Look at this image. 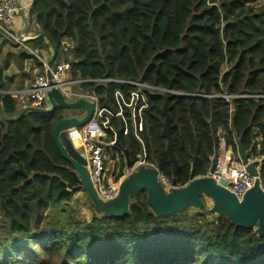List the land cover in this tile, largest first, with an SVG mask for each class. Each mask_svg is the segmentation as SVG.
<instances>
[{"label": "trees", "instance_id": "16d2710c", "mask_svg": "<svg viewBox=\"0 0 264 264\" xmlns=\"http://www.w3.org/2000/svg\"><path fill=\"white\" fill-rule=\"evenodd\" d=\"M28 15L45 38L26 45L39 53L49 42L55 64L61 55L73 57L71 79H120L173 92L144 91L140 114L123 106L118 115L116 92L128 100L135 87L80 85L96 86L100 121L110 127L105 141L127 151L132 164L143 155L178 186L189 182L192 165L193 177L206 176L211 120L233 154L240 138L253 159L264 157V99L238 97L264 95V0H33ZM0 90V264H264V237L255 229L209 210L157 215L144 191L123 217L96 211L89 221L77 219L68 207L77 182L52 137L65 110L19 111L1 82ZM166 118L175 178L162 135ZM259 173L264 189V160Z\"/></svg>", "mask_w": 264, "mask_h": 264}, {"label": "water", "instance_id": "95a60500", "mask_svg": "<svg viewBox=\"0 0 264 264\" xmlns=\"http://www.w3.org/2000/svg\"><path fill=\"white\" fill-rule=\"evenodd\" d=\"M18 15L21 18L22 26L20 30V39L27 41L25 35L30 27V18L28 13L21 6L19 0H15ZM39 37L45 38L43 34ZM50 44V43H49ZM52 57L48 61V68H52L57 51L52 44ZM74 58L70 59V64ZM96 86L87 91V98H80L76 102H66L63 95L57 89H51L47 93V100L50 107L43 112L50 114L56 108L66 111L83 110L85 114L78 118H63L58 121L52 130L53 141L61 157L72 167V174L77 182L74 191H82L86 194L95 210L109 217H123L129 212V203L141 191L147 195V203L153 212L161 216H170L181 214L188 209H200L202 198L206 197L212 202L209 213L215 215H224L230 224L242 229H255V232L264 237V189L262 188L259 166L264 160L253 159L249 152H245L241 146L240 138L236 140V152L238 160L245 167L246 172L253 179L252 186L247 190L241 199L235 197L226 188V181L221 179L216 182L210 175L214 172L216 160L221 151V145L217 139L216 132L213 128L212 120L210 121L211 135L213 137V155L210 158V167L207 172L208 176L193 177V165L189 182L184 186H178L175 179L171 183L169 190L165 189L159 182L158 170L153 167L140 165L137 171H133V166L129 159L127 151H124L126 159V168L132 170L121 182L116 197L112 200L102 201L93 188L87 163L83 156L78 153L72 143L67 139V130L84 126L91 120L95 104L92 101L95 96ZM165 113V112H164ZM162 135L166 139L165 151L172 164V175L175 178L179 169L178 162L173 152V140L170 134L169 121L166 118ZM115 146L117 144L115 143ZM140 163H145L144 156L139 157Z\"/></svg>", "mask_w": 264, "mask_h": 264}, {"label": "built area", "instance_id": "2783aa9c", "mask_svg": "<svg viewBox=\"0 0 264 264\" xmlns=\"http://www.w3.org/2000/svg\"><path fill=\"white\" fill-rule=\"evenodd\" d=\"M18 9L14 0H0V35L8 39L16 46H21L25 51L34 55L43 65V74L37 76L28 91L25 93H16L21 97L25 95L29 106L37 109L43 106H48L47 93L51 89H57L63 95L66 102H70L73 98H87V91H75L73 88L82 83L93 82L97 85L100 84H116V85H129L135 87L136 90L130 93L128 100L124 99V95L120 92H116V100L119 104L120 112L122 114V107H126L132 113V115L141 113L143 106L139 103L145 102L144 91H148L151 94H170L173 93L170 90H165L157 86H150L143 83H137L132 81H125L120 79H101V80H73L69 76L70 71V57L66 60L62 59L58 63L53 64L52 68H48V61H43L38 58L37 52L27 47L26 42L20 39V34H16L12 31V23ZM26 39V37H25ZM63 53H68V47L64 45L62 48ZM239 98H261L264 99V95H241ZM126 100V101H125ZM92 101L95 104L93 116L84 126L78 128H72L67 130V136L69 140L79 148L80 154L83 156L87 163V170L89 178L96 194L102 201L112 200L116 197L119 187L123 179L132 171L126 168L124 177L121 180H115V177L108 175V168L106 164V148L114 147L115 142H106V136L104 134L105 128L108 126V120L104 122L100 121L103 118L102 110L98 107V100L94 96ZM48 109V108H47ZM140 128V125H139ZM221 145L220 154L216 160L214 172L210 175L216 182L223 179L226 181L225 188L232 193L238 199H241L244 193L252 186L253 179L246 172L245 167L236 162L232 157V151L230 147H226L224 140L219 139ZM139 160V159H138ZM136 163V162H135ZM140 163V162H139ZM155 168L152 165L146 163H140ZM135 165L133 166V169ZM156 169V168H155ZM159 182L161 185L169 190L171 184H169L162 175L158 172ZM208 176V174H206Z\"/></svg>", "mask_w": 264, "mask_h": 264}, {"label": "crops", "instance_id": "0c3cea01", "mask_svg": "<svg viewBox=\"0 0 264 264\" xmlns=\"http://www.w3.org/2000/svg\"><path fill=\"white\" fill-rule=\"evenodd\" d=\"M15 1V0H14ZM21 6L24 8V10L28 13L29 7L32 3L33 0H19ZM22 26V21L20 16L17 14L15 15L12 23V31L16 34H20ZM41 35L40 30L38 26L36 25L35 21H31L29 30L27 34L25 35L27 41L32 40L36 38L37 36ZM28 47V46H27ZM25 52L29 54L27 58L22 59V53ZM37 52V51H35ZM38 54V58L43 60V61H49L50 58L52 57V48L48 42V44L45 45V48L41 50ZM68 56L66 55H61V60L66 59ZM71 58V57H70ZM42 64V63H41ZM38 73L43 74V69L40 66V61L34 57V55H31L29 52L25 51L21 46H16L15 44L11 43L8 39L4 38L3 36L0 35V82L2 84H5L7 87V91L5 93H10L11 95L14 94L13 96H18L16 93H25L26 91L29 90L33 80L37 77L36 75ZM75 91H81L82 88L77 85L73 88ZM4 91L0 90V94L3 93ZM15 100L17 102V109L19 111L26 110L30 108L29 103L27 101V98L25 95H22L21 97H15ZM79 100L78 98H73L69 103H73ZM49 104V103H48ZM1 107V105H0ZM50 107V105H49ZM48 107V108H49ZM66 111V110H65ZM64 111V112H65ZM73 114L70 116H65V118H78L80 119L83 117L85 112L83 110H74L70 111ZM76 114V115H74ZM2 115L1 109H0V116ZM67 134V132H66ZM67 139L69 140L68 136ZM70 141V140H69ZM71 142V141H70ZM72 143V142H71ZM74 149L79 152V148L73 144ZM109 150V153L112 152V154H117L118 152L121 153V151L118 148L114 147H107ZM106 150V154L108 155ZM106 164L107 168L110 167V160L108 157L106 158ZM115 164V163H113ZM150 167V166H147ZM119 169V167H118ZM126 167L123 168V173L125 175L126 172ZM119 174V170L116 169V171L109 172V176L116 177ZM78 192V191H77ZM80 194H85L82 191H79ZM80 195V196H81ZM86 195V194H85ZM87 200V201H86ZM86 206L87 210L90 211L93 207V205L90 203L88 200L87 196L83 197L81 200ZM80 214V213H79ZM92 217V212L88 214V217L85 218H79L80 220H86L89 221Z\"/></svg>", "mask_w": 264, "mask_h": 264}, {"label": "rangeland", "instance_id": "374dc122", "mask_svg": "<svg viewBox=\"0 0 264 264\" xmlns=\"http://www.w3.org/2000/svg\"><path fill=\"white\" fill-rule=\"evenodd\" d=\"M223 71H225V67L223 68ZM41 75V73H38L36 76H40ZM47 108H48V106L46 105V106H43L41 109H43V110H47ZM73 113L72 112H70V111H65L64 112V115L65 116H70V115H72ZM74 115H76V114H74ZM77 116V115H76ZM106 150H107V153H109V150H108V148H106ZM108 157V159L110 160V167L108 168V174H109V172H115L116 171V169L117 170H119L118 169V167L120 168V165L122 164L123 166H124V168L126 167V159H125V156L122 154V153H120V152H118L116 155L115 154H112V152H110L108 155H106V158ZM232 157L234 158V160L236 161V162H240L239 160H238V156H237V153L236 154H233L232 153ZM257 159H259V158H257ZM113 163H115V164H113ZM140 165H142V164H140L139 163V160L135 163V168L133 169V171H137L138 170V167L140 166ZM149 165V164H148ZM145 166H147V165H145ZM126 170V169H125ZM81 194H80V192L78 191V192H75L74 193V195L72 196V198H71V201L69 202V204H68V207L72 210V211H74V216L77 218V219H81V218H85L86 219V217H88V214L89 213H91L92 212V214H94L95 212H96V210H95V208H92L90 211H88L87 210V206L83 203V202H81V200L83 199V197H86V195L85 194H82L81 196H80ZM87 201V200H86ZM91 203V202H90ZM206 205H208V207H206ZM212 202L208 199V198H206V197H204V198H202V206L203 207H205V209H203L204 211H202V210H200V209H198L200 212H206L207 213V210H209V209H211V207H212ZM80 213V214H79ZM79 219V220H80ZM86 221V220H85ZM3 232H2V230H0V235L2 234Z\"/></svg>", "mask_w": 264, "mask_h": 264}]
</instances>
